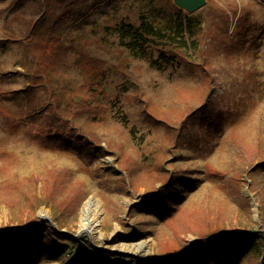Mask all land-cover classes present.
Segmentation results:
<instances>
[{
    "label": "rangeland",
    "instance_id": "obj_1",
    "mask_svg": "<svg viewBox=\"0 0 264 264\" xmlns=\"http://www.w3.org/2000/svg\"><path fill=\"white\" fill-rule=\"evenodd\" d=\"M126 4L118 0L108 13L105 5L88 15L81 32L90 37L92 28L102 27L108 17L114 20L110 19L111 23L124 19ZM44 5L43 0H0V41L25 38L40 19ZM183 16L192 22H185L177 35L192 65L199 66L203 59L210 64L215 78L210 94L204 92L199 71L196 75L187 65L162 60L151 49L132 58L119 49L111 52L99 48L98 43L89 45L85 53L96 61L90 64L73 53L54 68L62 84L79 92L90 84L99 64H104L95 87L101 91L98 103L105 121L96 126L102 143L97 145L79 134L81 146H73L72 153L66 155L42 149L29 133L45 114L24 125L6 123L7 110L17 106L14 93L23 97L32 81L29 70L20 64L22 49L18 44L0 54V150L18 158L10 164V173L26 179L70 169L84 193L76 212L57 213L42 202V183L31 182L16 195L15 205L0 199V233L27 227L30 220L39 222L44 217L45 223L34 229L33 236L47 243L50 222L61 232L79 236L76 240L82 248L75 264L87 242L98 250L133 256L139 264H179L173 259L180 255L183 242L196 248L199 233L206 232L208 226L235 232L239 245L247 232H264V167L259 165L264 160L250 157L258 148L264 152V0H208L199 11L184 12ZM104 33L100 32L98 39L104 38ZM109 33L112 38L117 36ZM205 107L207 110L199 112ZM155 116L171 122L172 128ZM185 121L191 124L175 139L176 126ZM168 139H174L173 147ZM160 150L173 187L165 190L138 174L141 181L135 193L130 187L132 177L118 164L119 156L130 157L141 166L150 164V154ZM5 164L0 161V182L5 178ZM213 170L224 171L222 179L214 177ZM238 178L241 181L236 183ZM153 185L159 197L149 199L147 193ZM66 194L60 201L66 200ZM33 195L41 203L30 208L28 198ZM32 241L23 244L20 259L33 255ZM53 250L57 258L52 264H71L63 249L54 246ZM174 251L177 255L164 256ZM257 255L258 264H264V251L258 250Z\"/></svg>",
    "mask_w": 264,
    "mask_h": 264
},
{
    "label": "trees",
    "instance_id": "obj_2",
    "mask_svg": "<svg viewBox=\"0 0 264 264\" xmlns=\"http://www.w3.org/2000/svg\"><path fill=\"white\" fill-rule=\"evenodd\" d=\"M43 1L45 3L44 11L25 38L0 41V54L10 51L14 44L21 47L20 64L29 70L28 76L32 81L23 92V97L14 93L17 106L7 110L6 123L11 125L16 122L24 125L33 117L45 114V119L39 125L32 128L31 132L30 128L28 129L42 149L61 155L72 153L73 146H81L82 140L78 138L79 134L97 145L102 143L96 126L104 125L105 121L101 120L102 105L98 103L101 91L98 92L95 87L99 86V78L102 76L104 64H99L100 67L91 75L90 84L84 85L79 92L71 91L55 75V68L63 63L69 54L75 53L82 56L90 64L96 61L88 58L85 53V48L92 44L98 43L99 48L111 52L119 49L121 53L125 52L132 58L151 49L158 53L162 60L184 67L187 65L197 71L196 75L199 71L205 84L204 92L210 94L209 88L210 86L212 88L215 82L214 72L210 64H207L206 59H203L199 66H194L193 62L188 61L190 57L182 46L183 43L179 40L177 33L185 22H192V18L184 17V12L177 8L172 0H125L127 2L126 17L114 23L109 22L111 18L108 17L102 27L92 28L90 37L86 31L81 32L85 24L83 20L88 15L96 14L98 10H102L105 5V12L108 13L110 11L108 8L118 0ZM134 8L139 12H136ZM227 24L228 21L225 22V27ZM100 32L104 33L105 37L98 39ZM109 32L117 36L112 38V34ZM82 41L87 44L82 46ZM115 44L117 48H115ZM94 74L97 77H94ZM76 98H80V100L76 101ZM93 104L96 106L93 107ZM207 108L205 107L199 112H203ZM155 117L157 120L167 123V120ZM189 124L191 123L185 121L181 127L176 126L177 131L174 138L181 137L185 125ZM168 125L171 128L173 126L171 122ZM173 140L168 139L172 147L175 145ZM240 145L242 144H239L238 148ZM263 154V149L258 148V151L251 153L250 157L257 156L264 160ZM149 157L152 160L150 164L136 166L130 157L119 156L118 164L126 175L132 177L130 187L135 193L138 192L139 181H141L138 174L147 177L148 181L160 183L165 187V190L174 185L170 184L171 176L166 171L162 150L150 154ZM17 159L13 152L0 150V161L6 163L3 170L5 178L0 182L1 201L13 206L18 200L16 195L23 192V186L31 184V182H35V184L41 182L45 196L43 203L50 205L57 213L58 211L63 213L77 211L78 203L82 200L84 193L82 185L73 179L74 172L72 170H50L43 177L20 179L9 170L10 164L15 163ZM263 163L259 164L260 167H264ZM253 170H248V174H252ZM223 172L213 170L212 173L214 177L222 179ZM240 181V178L235 180L236 183ZM124 183L126 184V180ZM66 191V200L60 201ZM158 193L154 187L147 193V197L150 199L157 196L158 198ZM28 201L30 208H35L37 203H41L36 195L30 196ZM145 208H149L148 204ZM35 222L36 220H30L28 224ZM215 229L208 226L206 232L199 233L196 248L186 241L183 242V249L179 256H174V262H180L179 264H247L248 260L252 259L249 263L258 264L260 257L257 252L258 250H261V253L264 251L263 231L247 232L242 244L239 245L235 232L228 229ZM46 230L48 232L47 243L43 240L44 238L36 239L33 236L36 234L35 230L0 240V264H52L57 258L53 256L54 246L63 249L70 261L79 254L82 245L71 235L62 233L51 223H48ZM27 239H33L30 244L33 255L20 259V255L23 254L22 246ZM92 253L95 255H91ZM170 254L177 255L174 251L164 254V256ZM78 262L77 264H139L133 256L98 250L90 242L84 244V253Z\"/></svg>",
    "mask_w": 264,
    "mask_h": 264
},
{
    "label": "water",
    "instance_id": "obj_3",
    "mask_svg": "<svg viewBox=\"0 0 264 264\" xmlns=\"http://www.w3.org/2000/svg\"><path fill=\"white\" fill-rule=\"evenodd\" d=\"M172 1H173V4L177 8H179L180 10L185 12L187 15H191V14H194L195 12L199 11L208 2V0H172ZM45 220L46 219L44 217H41V220L39 222L32 223V224H30L27 227L4 231V232L0 233V240H2L4 238H7V237L15 236V235H18V234H22V233H25V232H29V231H32V230H34L36 228H40L45 223ZM50 223L52 224V226H54V224L52 222H50ZM62 233L67 234L66 232H63V231H62ZM71 236L73 238H75V239H78V237H79V236H74V235H71ZM79 255L80 254L76 255L72 259L71 264H75V262L77 261ZM142 264H150V263L146 261V263L143 262Z\"/></svg>",
    "mask_w": 264,
    "mask_h": 264
}]
</instances>
